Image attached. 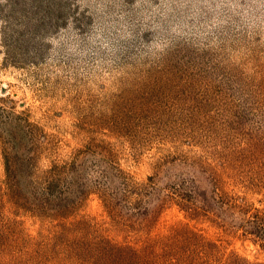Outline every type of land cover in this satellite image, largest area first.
I'll return each mask as SVG.
<instances>
[{
    "label": "rangeland",
    "instance_id": "1",
    "mask_svg": "<svg viewBox=\"0 0 264 264\" xmlns=\"http://www.w3.org/2000/svg\"><path fill=\"white\" fill-rule=\"evenodd\" d=\"M263 95L264 0H0V185L5 157L35 151L68 199L85 191L74 213L21 211L0 264H127L99 234L138 264L149 247L171 264H264V140L238 128ZM36 185L34 205L59 199Z\"/></svg>",
    "mask_w": 264,
    "mask_h": 264
},
{
    "label": "trees",
    "instance_id": "2",
    "mask_svg": "<svg viewBox=\"0 0 264 264\" xmlns=\"http://www.w3.org/2000/svg\"><path fill=\"white\" fill-rule=\"evenodd\" d=\"M262 98H264V95L262 96ZM253 101H257V100L254 99ZM250 107H252L253 110H248V112L244 114V117L243 116L241 117L243 124L240 125L239 123L238 128L239 129L241 128L240 130L242 134L253 137L255 139H259V141L264 140V111H262L261 109H258L252 104H250ZM253 112L254 114L252 115V117L254 116L255 118L254 121L253 122L245 121V120H248V121L251 120V118L249 117V114L251 115V113ZM35 157H36L35 151L31 154H27V157L22 160L24 165L21 167H19L20 162H21L19 159L10 160L9 158L5 157L6 180L4 183L0 185V241L4 240L1 234L2 231L7 230L12 225H15L16 223H18L20 212L23 211L24 209L31 210L34 214H38L39 216L48 210V212L50 213V215H47L48 217H60V216L67 215L71 210H73L77 202L80 201L82 196L85 194L84 193L85 191L83 189H78L76 192H73L74 199H71V198L68 199L67 197L69 196L70 193L64 192L63 189H60L58 187V184H55V186L51 184L53 182H59L65 177V173L62 172L63 168L59 166H55L54 170L56 172H49V173L39 172L35 169L34 164H33L35 162L34 160ZM204 165L206 167L211 168V165H209L205 161H204ZM214 170L215 171L213 175H211L208 180V184L206 185L207 187H205L203 191H199L196 194V196H193L196 202L198 200L197 198L201 199L199 202V205H204L207 202L206 200L208 196L206 194H207L208 187H210V185L213 184L214 180H216L217 171L221 172L220 171L221 169H218V168ZM110 181H118L116 180L115 173H113V176L110 179ZM39 182H44L45 184H49L51 187L53 186L55 190L57 191L59 190V199L56 202L50 201V203H47L48 208L44 207L43 204H39V201H37L34 205L32 201H35L38 198H35L34 196H32L33 199H31V197L28 194L30 190H31V194H32V191L35 192V188L37 187L36 183L38 184ZM201 195H204L205 197L203 200H202ZM224 200L225 198L221 196L219 198L217 197L216 203L213 200L212 202L213 204H215L214 205L215 207L219 208L217 205L223 206ZM7 204H9L11 208H13L14 211L16 212L14 213L15 217L12 220L10 217L4 214V207ZM76 210L77 209L73 210V213ZM115 216L119 217L118 214H116ZM263 219H264V213L262 212V214L257 215L256 219L253 221L254 222L253 224L256 228L255 230H253V233H256V235L257 234L264 235V227H262L260 223ZM185 235L188 236L187 237L189 240L188 245H190V247H192L193 241H195V243L197 244L201 243V240L197 239V236L195 235L192 236L187 229L185 230ZM99 237H101L105 247L108 249H112V252L110 250L105 251V252H100V253L98 252L94 257L91 256V259L93 261L97 255H101L102 253L107 255V253L110 251L109 254L111 255L109 257H112L115 254H120L119 258L122 259L123 262L127 261L128 262L127 264H129L130 262L132 264H138L137 263L138 258L136 256L138 255V253H135V251H132V250H128L127 252H125L123 246L121 247L117 244L115 245L111 241L101 236V234H99ZM72 243L74 244L75 242H72ZM0 245H2V242H0ZM93 247L94 246L92 244L87 243L83 247L77 249V253L79 251H82L83 254L91 253L90 251ZM95 250L96 249L94 247L92 250L93 253H91V255L96 253ZM141 250L147 251V253H143L142 255L145 257L146 256L149 257L148 261H146L145 264H171L169 255L157 254L155 252L157 250H153V247H149V249H141ZM104 254L96 258L98 259L97 260L98 263H102L105 257ZM129 255L131 259L129 258ZM113 259H115V257Z\"/></svg>",
    "mask_w": 264,
    "mask_h": 264
}]
</instances>
